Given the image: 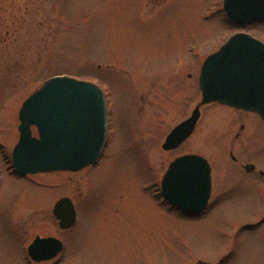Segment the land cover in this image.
I'll use <instances>...</instances> for the list:
<instances>
[{"label":"rangeland","instance_id":"374dc122","mask_svg":"<svg viewBox=\"0 0 264 264\" xmlns=\"http://www.w3.org/2000/svg\"><path fill=\"white\" fill-rule=\"evenodd\" d=\"M222 4L0 0V264H264V182L257 174L264 171V121L203 105L192 135L172 151L161 148L200 101L201 62L235 31L264 40V21L233 29ZM54 75L104 90L108 141L95 166L15 180L18 109ZM184 153L202 155L212 168L211 197L197 217L155 196L167 163ZM246 163L256 171L244 172ZM66 195L77 213L68 230L52 214ZM35 236L61 240L62 251L31 262L25 250Z\"/></svg>","mask_w":264,"mask_h":264},{"label":"water","instance_id":"95a60500","mask_svg":"<svg viewBox=\"0 0 264 264\" xmlns=\"http://www.w3.org/2000/svg\"><path fill=\"white\" fill-rule=\"evenodd\" d=\"M223 10L231 22L244 24L264 19V0H223ZM198 83L199 103L172 128L162 149L176 148L192 133L203 104L217 102L252 111L264 120V43L246 33L232 35L204 60ZM18 120L19 138L11 159L20 175L78 171L96 162L106 142V102L101 88L66 75L46 79L24 100ZM244 168L250 170L253 165ZM160 185L163 197L174 207L187 214L199 213L210 196V166L197 154L177 156ZM53 213L62 229L75 223V209L68 198H61ZM61 250V241L53 237H36L27 248L34 261L51 259Z\"/></svg>","mask_w":264,"mask_h":264},{"label":"flooded vegetation","instance_id":"af4514ba","mask_svg":"<svg viewBox=\"0 0 264 264\" xmlns=\"http://www.w3.org/2000/svg\"><path fill=\"white\" fill-rule=\"evenodd\" d=\"M260 21H264V20H260ZM264 41V40H263ZM233 110H237V109H233ZM237 111H240V112H245V111H241V110H237ZM245 113H249V112H245ZM252 114V113H251ZM240 129H243V126L242 125H240ZM237 135V134H236ZM229 155H230V158H231V160L233 161V162H235V158L233 157V155H232V152L230 151L229 152ZM210 163V162H209ZM241 168H242V165H241ZM212 169V168H211ZM256 171V169H253L251 172H249V173H253V172H255ZM7 174H8V172H6ZM211 173H212V170H211ZM12 175L11 176H13V178L15 179V180H31L32 179V177L33 176H36V175H26V176H20V175H18L15 171H13V169H12V173H11ZM258 175H259V177L261 178V179H263L264 180V171H261V170H259L258 171V173H257ZM9 175V174H8ZM37 175H41V174H37ZM10 176V175H9ZM211 177H212V174H211ZM264 182V181H263ZM29 183V182H28ZM62 197H69L70 199H71V201L73 202V200H72V198L70 197V196H68V195H66V196H61V197H59L58 199H60V198H62ZM57 199V200H58ZM56 200V201H57ZM55 201V202H56ZM73 204H74V202H73ZM54 205V204H53ZM53 208V207H52ZM53 214V213H52ZM54 216V215H53ZM54 218H55V216H54ZM45 237H48V236H45ZM31 261V260H30ZM32 262V261H31Z\"/></svg>","mask_w":264,"mask_h":264},{"label":"bare ground","instance_id":"6f19581e","mask_svg":"<svg viewBox=\"0 0 264 264\" xmlns=\"http://www.w3.org/2000/svg\"><path fill=\"white\" fill-rule=\"evenodd\" d=\"M20 107H21V106H20ZM19 109H20V108H19ZM19 109H18V111H19ZM17 114H18V112H17ZM211 174H212V173H211ZM72 227H73V226H70L69 228H66V229L68 230V229H70V228H72Z\"/></svg>","mask_w":264,"mask_h":264}]
</instances>
